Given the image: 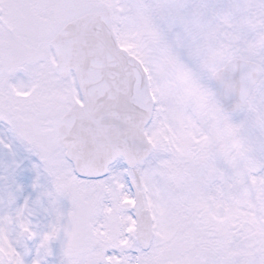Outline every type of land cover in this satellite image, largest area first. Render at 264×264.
Returning <instances> with one entry per match:
<instances>
[{
	"label": "snow or ice",
	"instance_id": "1",
	"mask_svg": "<svg viewBox=\"0 0 264 264\" xmlns=\"http://www.w3.org/2000/svg\"><path fill=\"white\" fill-rule=\"evenodd\" d=\"M0 264H264V0H0Z\"/></svg>",
	"mask_w": 264,
	"mask_h": 264
}]
</instances>
